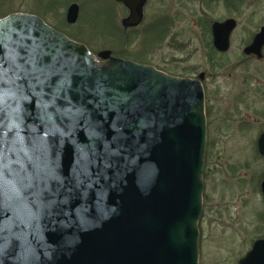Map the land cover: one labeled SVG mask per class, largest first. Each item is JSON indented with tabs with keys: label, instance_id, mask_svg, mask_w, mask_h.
Wrapping results in <instances>:
<instances>
[{
	"label": "water",
	"instance_id": "1",
	"mask_svg": "<svg viewBox=\"0 0 264 264\" xmlns=\"http://www.w3.org/2000/svg\"><path fill=\"white\" fill-rule=\"evenodd\" d=\"M116 1L140 24L146 0ZM77 16L71 5L68 23ZM234 27L212 25L216 50ZM263 46L264 26L243 53ZM110 53L30 14L0 19V138L15 148L0 155V264H198L201 81ZM238 264H264V239Z\"/></svg>",
	"mask_w": 264,
	"mask_h": 264
},
{
	"label": "rangeland",
	"instance_id": "2",
	"mask_svg": "<svg viewBox=\"0 0 264 264\" xmlns=\"http://www.w3.org/2000/svg\"><path fill=\"white\" fill-rule=\"evenodd\" d=\"M93 2L100 7H81L80 15L84 25V37L95 41L89 44L92 54L105 49L111 52V57L139 63L132 58H137L136 54L145 50L144 60L148 62L146 65L163 72L188 73L184 78H194L207 70V49L202 26L212 20H236L237 27L231 34L229 51L223 56L227 61V70L219 78L221 84L217 94L226 93L229 99L225 103L212 99L206 103L210 108L213 107L214 112L208 118L209 124L207 122V147L208 142L210 145L205 154L207 173L203 177V212L198 222V264H238V259L248 250V238L244 234L252 236L251 229L264 228V220H257V215L264 210L262 196L257 186L252 187L259 172L264 171V161L256 159L255 134L244 135L235 125L240 119L249 122L257 119L264 121V118L256 115V111L264 109V103L254 96L253 91L255 87L264 84V77L259 75L264 70V57L240 62V58L244 57L241 50L246 40L260 26H264V0H243L239 8L227 7L224 0H149L148 7H144L145 16L141 25L126 33L121 31L120 22L117 23V29L109 24L110 18H115L118 9L121 11L119 15L122 12L126 14L121 7H113L100 0ZM31 4L32 0H0V18L13 12H30ZM92 11L94 14H90ZM155 20L168 27L167 36L159 43L149 36L147 30ZM85 22L88 26H85ZM63 30L71 33L70 28ZM111 34L113 37H106ZM123 52L131 54L132 57L126 59L115 56H124ZM245 69L256 71L249 76L251 80L248 89L241 84ZM227 74H233V77ZM203 88L207 97L213 95V89L209 90L208 87L207 92ZM246 89L247 102L240 105L236 101V94ZM234 106L238 107L240 113L234 114L235 123L225 124L222 120L224 113ZM214 116H218L220 120L212 123ZM252 127L245 131H253ZM216 128H221L223 132L229 130V134L219 136L215 133Z\"/></svg>",
	"mask_w": 264,
	"mask_h": 264
},
{
	"label": "flooded vegetation",
	"instance_id": "3",
	"mask_svg": "<svg viewBox=\"0 0 264 264\" xmlns=\"http://www.w3.org/2000/svg\"><path fill=\"white\" fill-rule=\"evenodd\" d=\"M100 1H102L103 3L108 2L111 4L110 6L113 5V7H121L123 9V11L126 14H123V12H122L119 15V13L121 11H119V9L117 8L118 9L116 12L117 15L115 16V18H110L109 24L113 25L114 28L117 29V27H118L117 23L120 22L121 31L126 33V32H128V30L136 29L139 25H141L142 21L144 20V16H145L144 7H148V1L149 0H146L144 5L142 6L143 7L142 20H141L140 24H138L135 27H127L126 26L125 21L128 18L129 11H128L127 6H125L122 2L116 1V0H100ZM215 1H219V0H215ZM224 3H226V0H224ZM31 5H32V7H31L30 12H26L24 14H30V15H33V16L40 18L46 25H48L52 29L58 31L59 33L64 34L66 37H68L69 39H71L77 43H81V44L85 45L86 48L90 52H92L89 44H91V43L93 44V43H95V41H90L84 37V35L82 33V31H84V25L82 24V20H81L82 18L80 17V15H81V7H100L99 5L96 4V2H93V0H85V1H79V0H32ZM71 5H76L78 7V16H77V19L74 23H68V21H67V12H68V8ZM161 6H159V7H161ZM62 8H63V10L61 11ZM13 13H17V12H13ZM19 13H21V12H19ZM9 14H12V13H9ZM9 14H7L1 18H4V17L8 16ZM90 14H94V11H92ZM227 19H233V18H227ZM227 19H225V20H227ZM225 20H223V21H213L212 20L211 22H209V24L207 22V24L205 26H202L203 27L202 36H203V40L205 42V46L207 45V43L210 44V46L214 52H212V53L209 52V50L207 49V46H206V49H207L206 60H207V65H208L207 70L205 71V73L202 72L199 74V76H195L193 78V79H200L202 87H205L207 92H208V87H209V90L213 89V95L210 97H207V94L205 95V93H204L205 114H206V131H208L207 130V126H208L207 122L209 124L208 118H209L210 114H211V116H213V112H214L213 107L210 108L209 105H206L207 101L209 103V100L212 99V101L219 100V102L223 101V103H225V101L229 99V95L226 93L223 95H217L219 92V86L221 84V79H219V78L224 73V71L227 70V67H226L227 61L223 58V56L229 51V49L225 52H220L214 48L213 42H212L213 41L212 25L215 22L222 23ZM233 20L235 21V27L233 28V30L231 31L230 36H229V48H230L231 34L233 33V31L237 27L236 20L235 19H233ZM85 26H88V24L86 22H85ZM63 27L70 28L71 33L63 30V29H65ZM261 27L262 26H260L259 29L255 33H253L249 36V38L246 40L245 45L242 47L241 53L244 57H243V59L240 58L241 63L249 61V60H260L264 57V54H263L264 46L262 48V57L261 58H257L255 55H245L243 53V49L245 47H247L252 42L254 36L260 30ZM61 28H63V29H61ZM116 34H117V32H116ZM106 37L111 38V37H113V35L111 34L110 36H106ZM103 50H105V49H102L100 51H103ZM100 51H98V52H100ZM98 52H96L94 54H97ZM244 72L247 74H245ZM244 72H243L244 77L242 79L241 84H242V86H244L245 88L248 89L249 88V80H251L249 78V76L254 71L251 69H245ZM259 75L264 77V70ZM200 76H202V77L200 78ZM227 76H230L232 78L233 74L232 75L227 74ZM247 89H246V91H244V90L238 91V93L236 94V101L240 105H243L244 103L247 102V100H245L246 95L248 93ZM203 91H204V88H203ZM253 91H254V96L257 97L259 101L264 103V84L261 86L255 87L253 89ZM232 100H234V97L232 98ZM232 106L233 105L231 103V107ZM215 113L217 114V110L215 111ZM235 113L236 114L240 113L237 106L230 108V111H228V112L226 111L224 113V117L222 120H224L225 124H230V123H233L235 121V119L233 118ZM226 115H227V117H226ZM256 115L260 118H264V109H262V110L259 109L258 111H256ZM218 120H220L219 117L214 116L212 123L217 122ZM221 121H220V124L222 123ZM235 125L239 130H241V132H243L244 135L248 134V133H252V135L255 134L254 148L256 151L255 152L256 157H257L256 159L260 160V161L261 160L264 161V156H262L258 150V140H259L260 136L264 133V121L257 119L253 122H249V121H245V120L240 119L239 121H236ZM244 127H245V129H244ZM251 127L253 128V131H245V130L250 129ZM228 131L229 130H226L225 132H223V131H221V128H216L215 133L219 136L220 135L226 136L229 134ZM209 145H210V142H208V147H209ZM208 147H207V149H208ZM263 179H264V171L259 172V176L257 177V181H254L252 179L253 180V186L252 187L255 188V186H257V190L261 194L262 200L264 203L263 195L261 193V188H260V185H261V182ZM257 220L259 222H262V220H264V210L263 209L259 213V215H257ZM244 231H247V230H244ZM251 232H253L252 236H250L249 234H246V233L244 234L248 238V240L246 242V246L248 245L247 252L251 249L254 242L264 239V228L255 227V228L251 229ZM247 252H245L239 259L244 257ZM239 259H238V261H239Z\"/></svg>",
	"mask_w": 264,
	"mask_h": 264
},
{
	"label": "trees",
	"instance_id": "4",
	"mask_svg": "<svg viewBox=\"0 0 264 264\" xmlns=\"http://www.w3.org/2000/svg\"><path fill=\"white\" fill-rule=\"evenodd\" d=\"M243 3V0H226V3L225 5L227 7H231V8H239L241 6V4ZM159 20H155L153 22V24H151L149 27H148V31H149V36L154 40L156 41L157 43L161 42L166 36H167V30H168V27L163 23V22H158ZM152 32V33H150ZM151 38H149L148 40H151ZM152 40V41H153ZM207 49L209 50V52H214L213 49L211 48L210 44L207 43ZM124 53V56L121 54L119 55H116L115 56H119V57H125L126 59H129L132 57L131 54L127 53V52H123ZM145 54H146V51L145 50H142V51H139L136 55L138 56L137 58H132L133 60L135 61H138L140 64H148L147 61H145ZM128 56V57H126ZM167 72V74L171 75V76H175V77H187L188 73L186 72H182V73H174V72H171V71H165ZM205 165H206V158H205ZM207 166V165H206ZM206 170H207V167H206ZM205 170V172L203 173V177H205L207 171Z\"/></svg>",
	"mask_w": 264,
	"mask_h": 264
},
{
	"label": "snow or ice",
	"instance_id": "5",
	"mask_svg": "<svg viewBox=\"0 0 264 264\" xmlns=\"http://www.w3.org/2000/svg\"><path fill=\"white\" fill-rule=\"evenodd\" d=\"M0 135H2V133H0ZM4 145H5L4 140L2 138H0V155L4 156L5 152L13 153L15 151L14 147L7 148L6 151H5ZM15 163H19L21 165L20 170L21 171H25V167H24V165H23V163L21 161L17 160V161H15ZM26 175L30 178V174L26 173ZM2 176H3V173L0 172V181H2Z\"/></svg>",
	"mask_w": 264,
	"mask_h": 264
},
{
	"label": "bare ground",
	"instance_id": "6",
	"mask_svg": "<svg viewBox=\"0 0 264 264\" xmlns=\"http://www.w3.org/2000/svg\"><path fill=\"white\" fill-rule=\"evenodd\" d=\"M204 171H205V169H204ZM204 173V172H203ZM202 179H203V175H202Z\"/></svg>",
	"mask_w": 264,
	"mask_h": 264
}]
</instances>
